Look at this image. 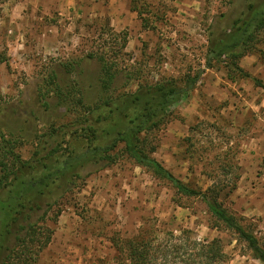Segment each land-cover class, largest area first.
<instances>
[{
  "label": "rangeland",
  "instance_id": "374dc122",
  "mask_svg": "<svg viewBox=\"0 0 264 264\" xmlns=\"http://www.w3.org/2000/svg\"><path fill=\"white\" fill-rule=\"evenodd\" d=\"M147 1L157 16L150 30L142 27L131 0H0V132L28 160L39 140L50 142L53 130H74V116L47 96L53 88L49 77L56 73L66 93L81 89L86 102L97 103L101 64L88 55L116 48L110 34L124 32L117 93L201 72L169 123L148 135L156 149L152 156L195 189L238 174L236 190L225 191L221 201L264 245V88L231 71L227 59L212 69L205 65L208 40L230 32L247 0ZM239 67L264 84V42ZM121 156L104 170L86 169L93 173L84 184L49 213L44 227L52 240L41 264H114L112 238H131L151 227L219 238L231 257L228 264H262L231 233L212 227L203 202ZM8 190L0 187V197Z\"/></svg>",
  "mask_w": 264,
  "mask_h": 264
},
{
  "label": "trees",
  "instance_id": "16d2710c",
  "mask_svg": "<svg viewBox=\"0 0 264 264\" xmlns=\"http://www.w3.org/2000/svg\"><path fill=\"white\" fill-rule=\"evenodd\" d=\"M150 7L147 0H131V9L138 14L145 30L153 29L157 19ZM110 35L116 48L88 55L101 64V97L97 103L86 102L81 89L72 88L66 93L56 73L49 77L48 84L53 88L47 96L57 98L59 105L74 116V130L64 133L62 128L59 132L53 130L48 135L50 142L39 140L38 148L28 160L15 152L17 142L7 140L0 132V187H9L6 197H0V264H41V254L52 240L51 229L44 227L49 213L66 195L84 184L93 173L86 174V169L93 166L94 172L104 170L115 165L122 154L157 178L168 181L179 194L203 202L212 227L231 233L245 244L254 259L264 264L261 239L221 201L225 191L236 190L238 174L229 180L212 179L207 190L195 189L152 156L156 149L149 144L148 135L169 123L172 110L196 88L201 72L179 80L143 82L133 93H117L114 87L127 34ZM208 41L205 56L208 69L229 62L231 71L264 88L260 80L239 67L241 58L264 42V0H247L246 9L234 21L230 32ZM232 168L227 167L226 173H233ZM59 216L60 212L56 218ZM111 242L114 264H228L231 260L221 239H199L188 230L176 235L151 227L131 238L114 236Z\"/></svg>",
  "mask_w": 264,
  "mask_h": 264
}]
</instances>
